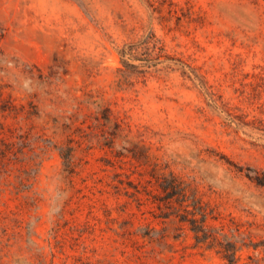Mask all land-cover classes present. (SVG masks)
<instances>
[{"label":"rangeland","instance_id":"obj_1","mask_svg":"<svg viewBox=\"0 0 264 264\" xmlns=\"http://www.w3.org/2000/svg\"><path fill=\"white\" fill-rule=\"evenodd\" d=\"M0 264H264V0H0Z\"/></svg>","mask_w":264,"mask_h":264}]
</instances>
